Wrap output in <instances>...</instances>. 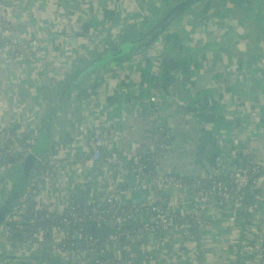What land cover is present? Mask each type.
<instances>
[{"label": "crops", "instance_id": "obj_1", "mask_svg": "<svg viewBox=\"0 0 264 264\" xmlns=\"http://www.w3.org/2000/svg\"><path fill=\"white\" fill-rule=\"evenodd\" d=\"M169 2L42 0L41 8L35 11V3L19 9L15 13L16 25L24 34L33 30L31 34L39 38L42 49L33 59H0V115L13 118L19 111L23 113L30 102V89L37 96L41 86L49 80H61L92 52L101 51L108 44L122 39L124 30L140 31L155 22L169 8ZM208 2V7L202 5L182 17L166 35L168 38L157 45L158 48L142 51L125 66L116 69V74L110 71L93 78L85 87H95V94L85 100L74 99L65 104L58 116L57 133L52 142L60 145L56 148L58 154L70 146L71 155L79 159L86 150L88 138L101 128L109 127L116 131L117 149L125 157L126 165L137 167L146 156L154 154L158 145L156 133L173 136L175 132H180L177 152L158 156L155 167H159L162 173L189 171L188 176L203 179L214 172L199 167L197 159L193 160V164L187 160L203 153L204 146H207L205 138L198 133L206 131L216 142L218 152L223 154L218 157L222 159L219 166L222 168L227 155L233 150L234 139L238 138L240 129L238 132L235 129L237 123L256 128L258 126L252 120L260 116L258 131L250 133L243 130L246 140H242V145L248 153L264 161V0H251V3L245 0ZM109 12L115 16L112 21L106 17ZM162 50L163 55L173 51L174 59L180 66L178 73L170 77L168 95H165L166 92L158 93V86L150 84V80L137 77L142 76L143 68L148 65L146 59L149 58L150 64H153L158 60L157 53ZM245 71L247 80L242 79ZM29 78L33 81L32 85ZM153 90L159 94L157 104L146 102L153 95ZM221 90L226 93L222 94ZM242 90L245 92L242 93ZM252 95L255 99L251 104ZM204 100H208L217 115L211 127L204 125L199 115L202 110L200 103ZM190 109L197 112L193 113ZM150 113L157 115V120ZM189 135L195 140L190 147ZM183 149L187 155H184L186 152ZM181 159H185L186 166L179 162ZM67 166L66 177L75 180V192H83L88 202L93 200L89 186L83 182L84 176L86 178L91 174L92 184L105 186L104 194L115 192L123 206L134 202L152 204L157 197L142 179H134L129 184L121 179V171L105 172L98 168L85 173L84 165L80 163ZM102 174L115 178L102 182L99 180ZM263 186L264 182L260 188V203L263 205L256 204L253 213L249 214L254 216L258 213L260 222L264 221ZM2 187L0 184V190ZM162 196L175 205L180 217L191 216L194 208L191 194L165 190ZM209 208L210 221L202 231L199 229L196 238L199 251H206L202 264H252L255 257L253 239L257 237L245 228L250 221L244 217L237 221L239 216H230L227 204H212ZM146 218L145 215L138 221ZM186 231L184 226H177L161 240H155L156 251L152 258L140 261L139 258L128 257V263L191 264L187 258ZM145 246L139 247L138 252L143 254ZM214 253L221 254V258L215 257ZM174 254H177V259L172 261ZM24 262L28 264V260L15 264Z\"/></svg>", "mask_w": 264, "mask_h": 264}, {"label": "built area", "instance_id": "obj_2", "mask_svg": "<svg viewBox=\"0 0 264 264\" xmlns=\"http://www.w3.org/2000/svg\"><path fill=\"white\" fill-rule=\"evenodd\" d=\"M42 0H0V40L3 42L2 48H0V59L9 58L11 61L14 59L22 58L24 60L35 58L38 53H41L42 43L38 37L30 33H22L15 23V13L24 7L33 6L35 3L34 11L41 8ZM125 15V14H124ZM127 15V14H126ZM126 17V16H125ZM36 25V23H32ZM158 48L157 46L153 49ZM32 52V53H30ZM157 56L160 58L174 59L173 51H167L166 55L164 50L159 51ZM157 61V60H156ZM155 61V62H156ZM153 64L147 65L143 68L141 75L137 76L150 80V84H156L163 86L165 84V72L161 67ZM140 75V74H137ZM248 74L245 71L242 76L243 80H247ZM29 82L32 85L33 81L29 78ZM161 91V90H160ZM153 94L146 102L150 104H157L158 93L151 91ZM243 93V92H242ZM31 97L34 96L32 89L29 90ZM29 99L24 112L19 111L16 116L9 118V116L0 115V158L7 160H14L17 164L22 163L33 151L36 145L38 134L36 127L41 115V101L40 92L37 96ZM252 102H254L255 96H251ZM215 106V105H214ZM260 109V108H259ZM30 112V113H29ZM28 115V117H27ZM60 115V114H59ZM154 120H157V115H152ZM194 119V117L192 118ZM258 127L246 126L243 124L240 126V131L245 134L243 130L253 133L259 130L261 126L260 116L255 117L252 120ZM262 125V130H263ZM236 129V128H235ZM239 131V132H240ZM238 132V129H237ZM239 136V133H238ZM117 134L116 131L109 127L101 128L98 132L90 136L86 142V150L80 158H76L71 155V147L63 152L57 153L59 144H51L50 148L40 159L36 160L33 173L31 175L28 188L34 190V193H38L36 196V202L38 208H43L58 215H67L75 213L73 206H69L72 193L75 191L73 184L75 180L66 177L67 165H75L80 163L84 165L85 173L93 172L96 169H103L105 172L109 170L121 171V179L130 182L137 181V179H145L148 181L150 188L154 190L157 197L152 203V212L155 216L152 218H146L144 221H138L136 228L134 226V219L136 213L144 208L141 203L134 202L130 205L123 206L121 199L116 197V193L113 192L110 195L104 194L103 185L92 184V174L85 178L84 185L91 186V198L95 205L94 212L101 218L108 217V223L111 228H116L118 231L113 237L111 243L114 245V249L117 255L131 259H149L152 258L155 249V240H161L174 228L182 225L186 228L185 240L188 244L187 258L191 264H200L201 256L196 244V238L199 234V229L202 231L209 223L210 219L208 213L212 204H227L230 209L229 215H237L240 209H243L244 213L248 216L252 222L251 228L247 229L249 233L254 234L257 238L253 239V245L256 249H259V253L253 258L252 264H264V251L260 241L264 240V221L260 222L258 213L254 216H249L253 213L255 205L261 202L260 188L264 182V161L259 160L256 155L248 153L243 149L242 140L246 138L234 139V149L227 155L226 164L222 168H218L215 171V177H220L223 180H212L210 177H190L191 184H188L184 180L178 179L171 173H162L158 169V173L146 172V168L143 166L128 167L126 165L125 157L122 156L117 149ZM163 134L156 133V140L158 145L154 151L156 158L163 155L170 150V145L164 139ZM244 152L245 156L240 158L239 153ZM255 156V157H254ZM230 160V165L229 164ZM142 162V161H140ZM228 166V167H227ZM6 172V165L0 166V178ZM124 178H123V177ZM126 182V183H127ZM69 184V185H68ZM12 182H7L0 190V204L2 205L9 197ZM165 190H171L173 192L180 193L182 195L191 194L193 200V211L191 216L194 217L195 227L189 224V217H180L175 211V205L162 196ZM259 191V196L254 194V191ZM43 191V192H42ZM192 192H195L193 194ZM247 197L253 198L252 206H244V199ZM250 200V199H249ZM22 202V200H21ZM260 205H263L262 203ZM69 206V207H68ZM117 206V208H116ZM147 206V205H144ZM121 208H128L132 210H122ZM67 209L71 210L65 212ZM27 212L25 206H21L14 212L11 220L14 216H23ZM264 216V212L262 213ZM190 216V217H191ZM83 224V219H76V215L72 214V218ZM241 217H238L237 221H240ZM66 224L70 221L65 220ZM9 222H4L0 232V246L6 256H16L19 253L22 257H41L42 254L50 252L53 258L61 261L65 264H106L103 260H98V252L95 248H92L90 252L93 254L89 257L86 251L74 252L73 250L65 249L63 246L66 243L72 244L73 241L80 239V230L71 231L68 229L51 228L49 230L50 237L45 234H38L31 238L25 237L21 241L11 240L12 229L8 226ZM138 224V226H137ZM133 235L136 237H142L147 244L142 249L145 252L141 254L133 246L127 245L125 240H133ZM29 235V234H26ZM92 244L94 242H91ZM164 241L161 243L163 244ZM14 245V247H13ZM247 250V246L244 245ZM2 252V253H3ZM147 253L146 256H144ZM91 258L95 261L92 263ZM221 258L218 257V259ZM177 259V254L172 255L171 260Z\"/></svg>", "mask_w": 264, "mask_h": 264}, {"label": "trees", "instance_id": "obj_3", "mask_svg": "<svg viewBox=\"0 0 264 264\" xmlns=\"http://www.w3.org/2000/svg\"><path fill=\"white\" fill-rule=\"evenodd\" d=\"M106 17L109 18V21H112L115 19V16L113 13L109 12L106 14ZM136 34V31H134V29H129L127 30V32L125 33L124 37H122V41H126L130 38H133ZM168 38L167 36L164 37V39ZM1 46H3V42L0 40V48H2ZM101 52V51H99ZM142 51H136L134 52L128 59V61H130L131 59L137 57ZM32 53V52H30ZM146 62L148 65H150L151 60L148 58L146 59ZM155 65L161 67L162 70H164L165 72V84L163 86H158L157 90L161 93V92H166L165 95H168L170 89H169V85L168 82L170 83V77L176 73H178L179 71V64L177 62V60H173V59H169V58H165L164 56H161L160 58L158 57V60L155 62ZM112 74H116V70L111 71ZM161 90V91H160ZM92 91V93L90 94L89 92ZM96 88H90V89H86V87L82 90L81 94H80V101L87 99L88 97H90L91 95L95 94ZM67 104V103H66ZM201 105V113L199 114L202 122L204 123V125L206 126H212L214 124V122L217 119V115L215 114L214 110L212 108H210L209 102L208 100H204L200 103ZM190 111H193V113L197 112L195 109H190ZM198 114V113H197ZM242 125V123L240 122V124L237 123L236 129H239L240 126ZM199 136L204 137L205 138V142H207V146H204L203 148V153H200L199 155H195L193 156V159H187L189 163L192 162V164L195 162L194 159L196 160V163L199 164V167H204L206 168L207 171H213L215 173L216 169L219 168L220 164L222 163V159H218L219 155L221 157V155L223 156L222 153H218V146L216 144V142L213 141V139L207 134L206 131H201L198 133ZM244 135L242 134L241 131L239 132V136L238 138L244 139ZM164 139L166 140V142L171 146L170 150L168 151L169 153L175 154L177 152V148L179 147V143H178V139H180V135L179 136H175L173 134V136H170L169 134H163ZM187 136V135H186ZM189 140H188V146H193L195 140L189 135ZM175 146V149H174ZM234 149V148H233ZM167 152V153H168ZM183 152L185 153L186 150L183 149ZM187 155V152L184 154ZM217 155V156H216ZM240 158H243L245 156L244 152H240L239 153ZM255 157V156H254ZM194 160V162H193ZM225 160V159H224ZM220 161V163H219ZM179 162H183V164L186 166V161L185 159H181ZM6 165V172L5 175L11 173V171L14 170V168L17 167V163L14 160L11 159H1L0 158V166L4 167ZM146 168V172H152L154 174L158 173V167L157 166V161H156V155L155 154H150L148 156L145 157V160L141 162V165ZM154 167V168H153ZM228 167V166H227ZM203 170V169H202ZM189 172V171H188ZM188 172H178L175 173L173 172L172 175L177 177L178 179L184 180L185 182H187L188 184H191V180H190V176H188ZM211 176L209 181L212 180H223L220 177H215V174L210 173ZM114 176H110L108 174H106V176H104L103 174L100 176L99 180H101L102 182H106L107 180H111L114 179ZM117 179V177H116ZM115 179V180H116ZM11 181H13V178L10 179ZM142 180L146 183H148V181H146L145 179L142 178ZM98 184V183H97ZM98 185H102V184H98ZM193 194H195V192H192ZM254 194H256V196H259V191H254ZM38 195V193H34V190L31 188H26L23 191L22 194V202L18 204V206L14 209V211L8 216L6 217V221L5 222H9L8 226L12 229V236H11V240L14 243V241H22L23 238L28 237L31 238L33 235L34 237L37 236L38 234H45L47 237H50L49 234V230L51 228H61V229H68L71 231H79L80 230V239L73 241L72 244L70 243H66L64 244V248L65 249H69V250H73L74 252H80L82 253L83 251H86L89 255V257H91L93 254L90 252V250L92 248H95V250L98 252L99 256H98V260H103L106 262V264H127V258L123 257V256H119L116 254L115 249H114V245L111 243L112 241V237L118 232L117 230H113L110 228L109 226V218L108 217H104L101 218L99 215H97L94 210H95V205L93 204V202H88V198L84 195L83 192L77 193V192H73L71 199H70V203L69 206H73V208L75 209V213H70L67 215H58L56 213H50L48 211H46L44 208L42 210H40L38 208L37 202H36V196ZM250 199V200H249ZM253 198L251 200V198L247 197L244 199V206H250L251 203H253ZM259 205L261 204L260 202H258ZM25 206L27 209V212L25 215L23 216H14L13 220H11V217L13 216L14 212L17 211L21 206ZM144 208L140 209L136 215V221L138 222L139 219H141L142 217H144L145 215L148 218H152L155 216L154 212H152V204H142ZM147 205V206H144ZM68 206V207H69ZM252 206V204H251ZM117 208V206H116ZM122 210H132V209H128V208H121ZM71 211L69 209H67L65 212ZM72 214L76 215V219H83V224H80L78 221H76L74 219V217L72 218ZM238 214L240 217H244L247 218L249 221L250 219L248 218V216L244 213L243 209H240L238 211ZM138 216V219H137ZM65 220H69L70 222L68 224H66ZM189 220V224L191 226H193L194 230H197V227H195V223H194V217L191 216L188 218ZM136 221H134V226L131 228L134 229L136 228ZM251 224L252 222L250 221L249 224L245 225L246 229H250L251 228ZM138 226V224H137ZM182 226V225H179ZM3 227V226H2ZM0 228V232L1 229ZM29 234V235H26ZM131 235L133 236V232L131 231ZM264 235V233H263ZM264 239V238H263ZM126 243H128L127 245H130L131 247H135L137 250H139V247H142L143 245L147 244V242L145 241L144 238L142 237H136L133 240L127 241L125 240ZM91 242H94L93 244ZM140 243H142V245L138 246ZM260 245H262L263 247V251H264V240L260 241ZM14 247V245H13ZM204 250L201 249L200 251V256H201V261L200 264H202V262L205 259V252H203ZM2 248L0 246V255H4V252L2 253ZM6 257V255H4ZM215 257H220V254L218 253H214ZM11 257V256H10ZM37 257V256H34ZM42 258H45L46 260L51 259V260H55V261H59L55 258H53L52 253L47 252L42 254L41 256ZM139 258V257H138ZM137 258V259H138ZM139 260L141 261V258H139ZM20 261L23 260H19V261H15V260H8L6 262H2L1 264H15V263H20ZM25 261V260H24ZM45 261V260H44ZM95 260L93 258H91V262L93 263ZM61 262V261H59ZM37 264H56L53 262H49V263H43V262H38Z\"/></svg>", "mask_w": 264, "mask_h": 264}, {"label": "water", "instance_id": "obj_4", "mask_svg": "<svg viewBox=\"0 0 264 264\" xmlns=\"http://www.w3.org/2000/svg\"><path fill=\"white\" fill-rule=\"evenodd\" d=\"M208 0H170L169 8L165 13L157 18L155 22L147 24L142 30L136 31L133 38L126 41L121 39L113 44L103 47L101 52L94 51L90 57L73 67L70 73L61 80H49L41 86L40 101L41 115L36 127L38 139L32 153L14 168L11 173L0 178V184L4 185L13 178V185L9 197L0 206V228L3 226L14 209L21 203L23 191L27 188L33 173L37 159L46 154L57 133L56 124L60 116V111L65 104L72 100H80V94L91 80L102 75L119 69L128 61L129 57L136 51H148L163 42L164 37L169 35L171 28L178 23L187 13L193 11L200 5L208 7ZM212 2V0H211ZM127 31L124 30L122 37ZM219 153V152H218ZM12 182V181H11ZM32 260L56 264H65L59 261L42 257H22L19 260ZM15 260V256L0 255V264L8 260ZM45 260V261H44Z\"/></svg>", "mask_w": 264, "mask_h": 264}, {"label": "rangeland", "instance_id": "obj_5", "mask_svg": "<svg viewBox=\"0 0 264 264\" xmlns=\"http://www.w3.org/2000/svg\"><path fill=\"white\" fill-rule=\"evenodd\" d=\"M246 1V3H251V0H245ZM199 7H202V5H200ZM246 40V39H245ZM242 92L244 93L245 91L244 90H242ZM257 92V91H256ZM221 93L222 94H224V93H226L225 92V90H221ZM238 93H240V91H238ZM229 96V95H228ZM239 96V95H238ZM210 108H212V106H210ZM197 128H199V129H201L200 127H197ZM179 134H180V132H175L174 133V135L175 136H179ZM12 184H13V181H12ZM69 185V184H68ZM89 188H90V190H89V192L91 191V186H89ZM263 189H264V186L262 187ZM43 192V191H42ZM111 193H108V195H110ZM91 197V196H90ZM134 221H136V218L134 219ZM137 222V221H136ZM135 223V222H134ZM109 226H110V228H111V225L109 224ZM111 229H113V230H115L116 231V228H111ZM133 239L135 238V236L133 235V237H132ZM260 251H259V249H256L255 248V251L253 252V255L256 257L257 255H258V253H259ZM15 261L17 260V261H19V258H20V255H19V253H17L16 254V256H15ZM14 260V259H13ZM38 263V261H35V260H32V258H30L29 260H28V264H37ZM23 264H27L26 262H24Z\"/></svg>", "mask_w": 264, "mask_h": 264}]
</instances>
